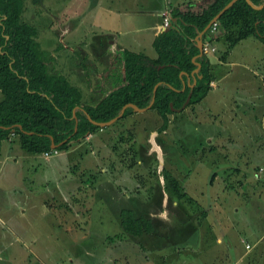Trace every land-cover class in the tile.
Here are the masks:
<instances>
[{"label": "rangeland", "instance_id": "rangeland-1", "mask_svg": "<svg viewBox=\"0 0 264 264\" xmlns=\"http://www.w3.org/2000/svg\"><path fill=\"white\" fill-rule=\"evenodd\" d=\"M164 7L162 0H23L21 19L36 29L50 71L65 75L83 103L95 105L112 88L102 78L104 35L126 47L145 35L130 49L151 55L152 31L136 28L139 17L156 20ZM207 33L203 47L215 87L170 115L163 132H156V111L147 109L71 142L67 151L53 148L49 157L25 152L12 134L2 142L8 152L0 150V264H203L196 254L206 219L215 232L230 223L228 236L218 232L217 252L235 264L244 249L240 240H254L244 233L245 219L264 229V208L256 216L244 205L246 195L264 188V45L249 36L229 46L219 26ZM232 166L239 169L228 173ZM245 170L263 185L246 180ZM165 171L190 200L165 191ZM46 197L52 199L43 209ZM133 207L150 219L154 233L122 232L119 212ZM257 247L249 250L260 253L251 263L264 264V245Z\"/></svg>", "mask_w": 264, "mask_h": 264}, {"label": "trees", "instance_id": "trees-1", "mask_svg": "<svg viewBox=\"0 0 264 264\" xmlns=\"http://www.w3.org/2000/svg\"><path fill=\"white\" fill-rule=\"evenodd\" d=\"M229 1L209 0L197 12L191 5L185 6L186 11L172 8V21L152 41L156 57L123 50L122 73L118 69L113 89L95 105H87L65 75L48 68L46 52L35 39L36 29L21 19L23 0H0V150L2 142L12 134L18 146L30 154L49 152L52 143L56 150L67 151L71 142L101 129L86 114L96 122H106L116 117L127 103L146 107L157 83L149 109L155 110L161 119L156 132H163L170 115L198 104L211 89L209 58L204 53L197 56V39L203 43L207 33L201 37L198 34ZM250 1L255 6L264 4V0ZM216 23L227 31L225 39L229 46L249 36L264 45V6L253 9L245 0H236ZM194 62L200 68L192 74ZM181 72L186 76L180 77ZM187 77L194 78L195 84L185 85L181 90ZM131 112L132 108H125L118 119ZM163 177L169 195L178 200L191 199L174 176L165 171ZM119 217L124 234L140 236L154 229L150 219L136 215L131 209H121Z\"/></svg>", "mask_w": 264, "mask_h": 264}, {"label": "crops", "instance_id": "crops-1", "mask_svg": "<svg viewBox=\"0 0 264 264\" xmlns=\"http://www.w3.org/2000/svg\"><path fill=\"white\" fill-rule=\"evenodd\" d=\"M208 1L209 0H202V1L201 0H193V1H188L187 4L182 5L183 3H179L178 0H162V2L165 5V7L160 9V11H159L160 12V16H161V14H162V16H163V14H167V13H165V11L167 10V8H171V9L172 8H178L179 10L186 11L187 8H185V6H187V5H191L192 6L191 9L194 12H197V10H199L200 7L206 5ZM184 3H186V1ZM156 15L158 16L157 13H155V15H153V16L156 17ZM160 16H159V18L156 17V20H155L154 17H153L154 19H152L150 17V19H149L150 22L147 21V20H144L145 19L144 17H142V18L139 17L140 20L138 22H139V25L140 26L138 28H136V31H139L140 30L139 32H142V31L151 30L152 31V36H151V39L150 38L148 39L149 42H150V44H151V46H152V41H153L154 37L164 30L162 28V20H161L162 17H160ZM154 20H155V22H154ZM170 20L172 21V18L171 17H170ZM209 28H210V30H212L211 29V26ZM207 31H206V33H207ZM212 31H214V30H212ZM104 36H105L104 39H106V41H105V45H103L104 50H102V65L105 64V67L103 68V72H102V75L103 76H102V78L104 79V84H108L110 86V83H111V86H112V83H113V81L115 79L116 73L118 72V70H116V69L118 68L120 70V72L122 73L121 56H122L123 50L126 49V50H129V51H132V52L139 53L138 51H135L134 48L135 47H139L143 42H145V40H146L147 37H145V35H141V39L133 38L131 47H134V48H133V50H131L130 49L131 47H126V46H124L122 44H119L114 38H113V40H110V38L107 39L106 37L108 36V34H105ZM115 50H117L118 53L115 52ZM143 52H141V53L144 54ZM203 53L205 54L204 50H203ZM110 54H112V55H110ZM144 55H146V54H144ZM146 56L151 57V58L156 57L155 50L153 49V51H151V55H146ZM220 64H221V62H220ZM211 69H212V67H211ZM192 74H193V72H192ZM122 80H123V77H122ZM190 80H191V78L190 77H187V79L185 81H186V83L188 82L190 84ZM263 82H264V80H263ZM210 86L213 89L215 87V81L212 80L210 82ZM105 87L108 88L107 85ZM112 89H113V87L111 89H108V91L106 93H108ZM106 93H104V95ZM1 99H2V94L0 92V100ZM134 112H136V111H134ZM102 128L99 130V132L102 131ZM91 135L92 134H90V135H88L86 137H90ZM210 142H212V141H210ZM4 144L5 143H2L3 146H1V149H3V150L5 149V145ZM105 145H106V143L102 139V146H105ZM5 151L8 152V149L6 148L4 150V152ZM59 152H64V151H59ZM5 154H6V152H5ZM47 157H49L48 154H47ZM10 160L12 161L13 158L12 159H9V158L7 159V161H10ZM202 161H203V158L202 159L200 158L199 159V162H202ZM2 165H4V162H3V160L0 159V168H1ZM234 165H237V164H234ZM232 167L233 168L227 169V172L228 173L229 172H232V171L237 172L236 169L238 167H236V166H232ZM254 168H256V167H254ZM259 168H261L260 169L261 172L264 171V167H261L260 166ZM230 169H232V171H230ZM256 170H257V168H256ZM243 172L244 173H243L242 176L243 177H246V180L252 181L251 184H257V181H258V184L263 185L260 182V178L259 179L255 178V176H254L255 174H254V172H252V170H248V171L245 170ZM228 173H227V175H228ZM171 175H172V173H171ZM230 178H231V176L229 177V180H230ZM247 184L248 185H251L249 183H247ZM250 192H252V191H250ZM227 193H229V189H228ZM50 199H52V198L46 197V199L43 198L42 200H40L41 203H42V208L43 209L45 207V202L48 203V205H49V203L51 202ZM232 199H235L236 200V198H232ZM23 200H26L27 201V204L26 205L28 206V209L30 210L31 203L29 201V198H26V199L23 198ZM231 203H233V202L231 201ZM245 204H246V207L249 206L248 208H251V211H248L249 214L256 215V216H259V215L262 216V214H260V210H261V207L264 208V188H261L258 191L254 190L249 195H246V198L244 199V205ZM226 207L229 208V206H226L225 205V208H223V209L226 210L227 209ZM242 207H244V206H242ZM130 209L136 215H140L139 214V210H137L135 207L130 208ZM135 211H137L138 213H136ZM262 217H264V214H263ZM251 219L252 218L245 219L243 226L245 228L244 229V233L245 234L248 233L250 236L253 237L254 240L251 237V239L253 240V243L250 244L249 241H246V240L244 241V239H241L240 240L241 243H242V241L244 243V249L241 251V253L237 257V259H235V264H238V262H243L245 264H252L251 263V260L258 259L259 257H257V255L259 256L260 253L259 252L258 253H256V252H249V250L252 249V251H253L255 248H258L257 247L258 245H264L263 244V240H264V229H262V231H259V229H257L258 227L256 229H254V224L251 223ZM210 223H212V222L210 220L206 219L205 223L199 228V234H198V237L199 238L198 239L200 240L199 243H201V246H200L201 254L198 252V254H196V255H200V259L201 260H204L203 264H228L227 262L224 263V261H223L225 259L224 258V254L225 253L219 254L217 252L218 248L223 244V238H222L221 234H218V232L219 233L223 232V234L226 233L227 236H228L231 233V232H229L231 225H230V223L227 224L225 222V224L223 225V228H221L222 230L221 231L219 230L218 232H215L214 231V227H215L216 224H210ZM156 231H158L160 234L161 233L165 234V230H162L158 226H157ZM200 231H201V234H200ZM232 231H233V229H232ZM154 232L155 231L153 229V231L151 233H154ZM195 238L197 239V236ZM240 238H243V237L239 235V239ZM224 239H226V237H224ZM202 249H204L203 252H202Z\"/></svg>", "mask_w": 264, "mask_h": 264}, {"label": "water", "instance_id": "water-1", "mask_svg": "<svg viewBox=\"0 0 264 264\" xmlns=\"http://www.w3.org/2000/svg\"><path fill=\"white\" fill-rule=\"evenodd\" d=\"M235 1H236V0H230V1H229V2H228V3H227V4H226V5H225V6H224V7H223V8H222V9H221V10H220V11H219L214 17H213V18H212V20L208 23V25L205 27V29H204L201 33L198 34V36L201 37V35L209 29L210 25H211L213 22H216V21L218 20V18L220 17V15H221V14H222V13L228 8V7H230ZM245 1H246L247 4H248L249 6H251L253 9H261V8L264 6V4L259 5V6H255V5H253V4L251 3L250 0H245ZM197 48H198V51H199V53L197 54V56H201L202 53H203V44H202V41H201L200 38L197 39ZM195 58H196V56L193 58V60H194ZM194 63L196 64V68L192 71L193 74L196 73V72L199 70V68H200V64H199V63H197V62H194ZM182 74L185 75V73L181 72V73H180V77H181ZM185 76H186V75H185ZM158 84H159V83H157V84L153 87V96H152V99H151L150 103H149L146 107L139 108V107H137L136 105H134V104H132V103H127V104H125V105L121 108L119 114H118L116 117H114V118H112V119H110L109 121H106V122H96V121L92 120L87 114H86V116H87L88 120H89L92 124L97 125L98 127L102 128V127L108 126V125L112 124L114 121H116V120L122 115L123 111H124L125 108H127V107L132 108V109H133L134 111H136V112H143V111L149 109L150 106H151V104L153 103V100H154V93H155V90H156V87H157ZM194 84H195V79H194V78L192 79V84H189L188 82H187V83H184V82H183V86H182V89H181V90H184L185 85L193 86ZM188 98H189V96H188ZM188 98H187V100H186L185 103L188 102ZM51 148H52V149L55 148V145H54L53 143L51 144ZM159 161H160V160H159Z\"/></svg>", "mask_w": 264, "mask_h": 264}, {"label": "built area", "instance_id": "built-area-1", "mask_svg": "<svg viewBox=\"0 0 264 264\" xmlns=\"http://www.w3.org/2000/svg\"><path fill=\"white\" fill-rule=\"evenodd\" d=\"M163 16H164V19H163V22H162V28L165 29L169 25L170 17H169V20H168V16L166 14H163ZM210 26H211L212 30H215L216 27H217V23L213 22ZM203 50H204V47H203ZM44 155H47V152H45Z\"/></svg>", "mask_w": 264, "mask_h": 264}, {"label": "flooded vegetation", "instance_id": "flooded-vegetation-1", "mask_svg": "<svg viewBox=\"0 0 264 264\" xmlns=\"http://www.w3.org/2000/svg\"><path fill=\"white\" fill-rule=\"evenodd\" d=\"M117 70V69H116ZM102 99V98H101ZM83 102V101H82ZM75 142V141H74Z\"/></svg>", "mask_w": 264, "mask_h": 264}]
</instances>
